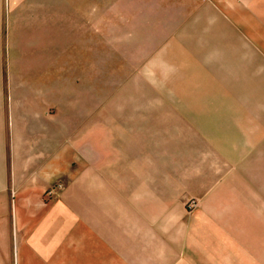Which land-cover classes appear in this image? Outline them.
Masks as SVG:
<instances>
[{"label": "rangeland", "instance_id": "rangeland-1", "mask_svg": "<svg viewBox=\"0 0 264 264\" xmlns=\"http://www.w3.org/2000/svg\"><path fill=\"white\" fill-rule=\"evenodd\" d=\"M200 1L204 18L213 17L211 0H0V219L7 202L2 187L49 125L80 169L109 160L157 177L160 192L174 195L175 213L181 201L182 213L193 215L191 230L209 223L212 264H232V247L245 239L233 229L232 169L237 175L238 164L239 181L253 187L256 159L241 157L252 143L264 145V105H230L223 92L219 103L200 94L209 84L201 61L219 52L215 31L199 30L192 13ZM35 25L40 42L53 48L32 61ZM223 53L245 57L247 47L224 45ZM237 151L240 158L232 156ZM63 184L49 186L44 197L58 195ZM5 243L0 221V254Z\"/></svg>", "mask_w": 264, "mask_h": 264}, {"label": "crops", "instance_id": "crops-1", "mask_svg": "<svg viewBox=\"0 0 264 264\" xmlns=\"http://www.w3.org/2000/svg\"><path fill=\"white\" fill-rule=\"evenodd\" d=\"M211 1L217 9L213 17L204 18L203 8L200 13L201 1L192 11L199 30L215 31L214 45L219 51L201 61L209 84L200 94L219 103L218 93L223 92L230 105H264V0ZM30 29L35 31L29 33L28 45L36 52L29 58L35 61L41 56L39 51L53 45L40 42L39 27ZM224 45L246 46L247 54L224 55ZM47 115L46 124L52 121ZM43 132L41 141L30 144L23 169H14L12 180L2 187L7 191L1 214L5 218L0 219L6 225L2 264H212L214 257L207 247L216 242L206 239L209 223L205 221L200 232L195 227L191 230L193 215L182 213L181 201L175 213L174 195L169 190L160 192L157 177H144L142 166L137 172L136 166L109 160L99 167L92 164L80 169L71 154L63 153L62 136H51L49 125ZM252 153L256 159L253 187L251 181H239L238 164L237 175L232 169L233 229L236 237L245 238L243 244L232 247V264H264V145L252 143L241 158ZM141 154L136 158H143ZM87 155L93 158L95 151ZM232 156L240 158L238 151ZM57 181L64 183L63 189L57 197L46 199V189ZM244 189L247 194L239 192ZM176 217L180 219L177 227Z\"/></svg>", "mask_w": 264, "mask_h": 264}]
</instances>
